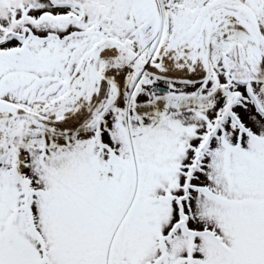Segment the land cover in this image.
Returning <instances> with one entry per match:
<instances>
[{"label":"snow or ice","instance_id":"6c2138e0","mask_svg":"<svg viewBox=\"0 0 264 264\" xmlns=\"http://www.w3.org/2000/svg\"><path fill=\"white\" fill-rule=\"evenodd\" d=\"M0 264H264V0H0Z\"/></svg>","mask_w":264,"mask_h":264}]
</instances>
